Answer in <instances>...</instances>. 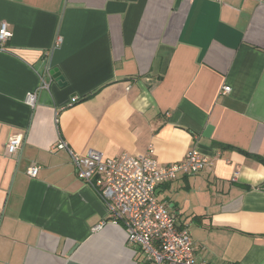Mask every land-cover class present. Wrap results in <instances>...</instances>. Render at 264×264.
<instances>
[{
    "label": "crops",
    "instance_id": "0c3cea01",
    "mask_svg": "<svg viewBox=\"0 0 264 264\" xmlns=\"http://www.w3.org/2000/svg\"><path fill=\"white\" fill-rule=\"evenodd\" d=\"M4 23L0 264H148L59 138L160 166L197 152L212 167L158 200L200 264H264V0H0Z\"/></svg>",
    "mask_w": 264,
    "mask_h": 264
},
{
    "label": "built area",
    "instance_id": "2783aa9c",
    "mask_svg": "<svg viewBox=\"0 0 264 264\" xmlns=\"http://www.w3.org/2000/svg\"><path fill=\"white\" fill-rule=\"evenodd\" d=\"M10 38L4 23L0 29V52L4 51ZM49 88L50 84L43 80L41 90ZM230 91V87L224 88L225 94ZM36 99V94H32L28 102L34 104ZM21 143L18 138L11 140L9 153L17 154ZM56 150L69 152L80 180L89 185H94L97 180L96 185L107 208L108 222L125 229L129 243L140 249L148 264H200L189 230L178 226L174 215L158 200L157 190L181 174L196 175L212 167L205 157L191 152L181 163L160 166L151 154L152 149L148 154L124 153L116 158L96 150L80 155L72 151L63 138L52 146L51 151ZM39 171V166H32L27 173L35 178ZM105 225V222L101 223L95 231L102 230Z\"/></svg>",
    "mask_w": 264,
    "mask_h": 264
},
{
    "label": "water",
    "instance_id": "95a60500",
    "mask_svg": "<svg viewBox=\"0 0 264 264\" xmlns=\"http://www.w3.org/2000/svg\"><path fill=\"white\" fill-rule=\"evenodd\" d=\"M54 79H56L58 82L63 81V78L60 76V73L57 71H54L51 73ZM60 84V83H59ZM61 85V84H60Z\"/></svg>",
    "mask_w": 264,
    "mask_h": 264
}]
</instances>
